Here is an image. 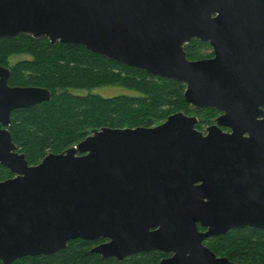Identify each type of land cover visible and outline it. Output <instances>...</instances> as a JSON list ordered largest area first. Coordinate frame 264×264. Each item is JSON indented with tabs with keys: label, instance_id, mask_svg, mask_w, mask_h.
<instances>
[{
	"label": "water",
	"instance_id": "obj_1",
	"mask_svg": "<svg viewBox=\"0 0 264 264\" xmlns=\"http://www.w3.org/2000/svg\"><path fill=\"white\" fill-rule=\"evenodd\" d=\"M20 34L81 44L181 81L192 109L224 114L205 131L184 111L152 127L104 126L30 165L9 130L11 112L52 93L10 86L11 68L0 66V163L15 174L0 181L3 263L50 255L76 238H110L92 251L123 259L142 250L134 247V216L181 215L189 220L181 231L150 224L161 228L150 232L148 249L175 252L160 264H237L203 241L264 229V130L245 137L220 127L229 124L231 56L264 52V0H0V37ZM195 39L209 41L215 57L191 60L185 46Z\"/></svg>",
	"mask_w": 264,
	"mask_h": 264
},
{
	"label": "trees",
	"instance_id": "obj_2",
	"mask_svg": "<svg viewBox=\"0 0 264 264\" xmlns=\"http://www.w3.org/2000/svg\"><path fill=\"white\" fill-rule=\"evenodd\" d=\"M196 42L200 41L186 45L189 58L196 55ZM21 54L29 58L11 66L10 84L46 87L52 93L49 101L13 114L10 127L13 140L30 164L40 162L50 152L64 151L93 129L104 126L152 127L164 122L170 114L184 111L200 116L203 120L197 127L203 128L218 114L211 107L192 109L185 99L183 82L150 75L81 44H53L48 37L28 34L0 37V66H9V58ZM112 84L135 89L139 94L102 96L72 91ZM4 172L1 170L0 175ZM208 243L217 253L234 261L264 264V229L238 227L209 238ZM92 245L89 240L76 238L50 255L24 256L9 264H118L113 258L92 252ZM0 264L6 263L0 259Z\"/></svg>",
	"mask_w": 264,
	"mask_h": 264
},
{
	"label": "flooded vegetation",
	"instance_id": "obj_3",
	"mask_svg": "<svg viewBox=\"0 0 264 264\" xmlns=\"http://www.w3.org/2000/svg\"><path fill=\"white\" fill-rule=\"evenodd\" d=\"M195 40H199V39H195ZM195 40H193L190 43L195 42ZM199 41L200 42L198 43L196 42V45L199 44V47L202 46L205 49L204 51H201L199 54L203 52L204 53L200 56H196V58L194 57L190 59L201 60V59L214 58L216 55L214 46L209 41H202V40ZM232 56L229 60V69H230V75H231V81L233 87L230 92L229 107L227 112L229 124L227 126L220 125V127L224 132L227 133L243 132L245 137H250L254 131L264 130V52L260 53V52L251 51L248 54H245L244 57H241L240 55H236V53ZM9 64L10 65L6 67L11 68V66L14 65L15 63L12 64L9 62ZM10 86H26V85L10 84ZM45 101H49V100H45ZM25 108H30V107H22L13 110L11 112V120L13 119V114L15 111ZM213 109H216L218 111V114L215 117H213L212 122L206 124L203 128L197 127L199 130L205 131L208 126L216 123L217 117L224 114V111L220 109L217 108H213ZM196 116L199 118V122L203 120L200 116L198 115ZM0 127H4V126L0 123ZM18 151L21 152L19 149ZM30 165H34V164H30ZM1 170H6V172H4V175L6 174V176L3 179H0V181L15 176V174L8 167L0 163V171ZM154 222L163 223L165 230H171L175 232V231L183 230V226L185 227L186 223L189 222V220L184 219L181 215H174L173 217L168 215L164 217V219L147 217V216H134V247H142V250L136 251L134 252V254L127 255L123 259H119L116 256H107L104 258H108V257L113 258L118 262V264H128V263L131 264L133 262L134 264H160L164 259L171 258L175 254L174 251H170V250L165 251L162 249H155V248L148 249V247L155 245L149 243L150 239L152 238L150 236V232L157 231L159 228H161V224L156 226L150 225L151 223ZM197 225L200 231L207 230V227H205L200 221L197 222ZM215 236L218 235H213L205 238L203 241L204 245L210 248L214 253H216L218 257L220 256L228 257L225 254L217 253L213 249V247L208 243V239ZM85 240H89L93 242L91 248L92 250L93 248H95L96 246L102 243L109 242L110 238H98L93 240L85 239ZM148 255H151V258L147 257ZM133 256L134 258H132ZM229 260L237 264H244L238 261H234L230 258Z\"/></svg>",
	"mask_w": 264,
	"mask_h": 264
},
{
	"label": "rangeland",
	"instance_id": "obj_4",
	"mask_svg": "<svg viewBox=\"0 0 264 264\" xmlns=\"http://www.w3.org/2000/svg\"><path fill=\"white\" fill-rule=\"evenodd\" d=\"M196 46H197V52H196L195 58H196V56L202 55L204 52L201 54H199V53L201 51L205 50L202 46L198 47V44ZM26 58H29V56L24 55V54L13 55L9 58V62L13 64L19 60L26 59ZM72 91L74 93H77V94H87V93L91 92V93L100 94L102 96H113V95H118V94H127V95L139 94V92L137 90L126 87V86L121 85V84L103 85V86H98V87H95L92 89H74ZM191 114L196 115L194 113H191ZM5 176H6V174L5 175L1 174L0 179H3Z\"/></svg>",
	"mask_w": 264,
	"mask_h": 264
}]
</instances>
